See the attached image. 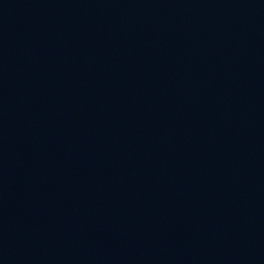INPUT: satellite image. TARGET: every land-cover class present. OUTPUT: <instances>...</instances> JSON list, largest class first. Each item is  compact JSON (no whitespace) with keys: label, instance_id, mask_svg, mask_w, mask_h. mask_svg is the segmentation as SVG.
<instances>
[{"label":"water","instance_id":"1","mask_svg":"<svg viewBox=\"0 0 264 264\" xmlns=\"http://www.w3.org/2000/svg\"><path fill=\"white\" fill-rule=\"evenodd\" d=\"M0 264H264V0H0Z\"/></svg>","mask_w":264,"mask_h":264}]
</instances>
